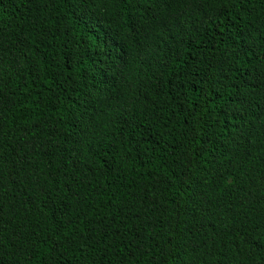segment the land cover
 I'll return each mask as SVG.
<instances>
[{"label":"trees","instance_id":"1","mask_svg":"<svg viewBox=\"0 0 264 264\" xmlns=\"http://www.w3.org/2000/svg\"><path fill=\"white\" fill-rule=\"evenodd\" d=\"M0 264H264V0H0Z\"/></svg>","mask_w":264,"mask_h":264}]
</instances>
